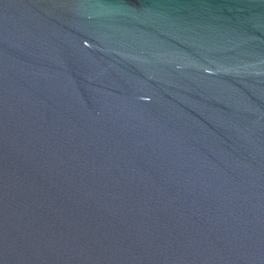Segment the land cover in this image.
<instances>
[{
	"label": "water",
	"instance_id": "water-1",
	"mask_svg": "<svg viewBox=\"0 0 264 264\" xmlns=\"http://www.w3.org/2000/svg\"><path fill=\"white\" fill-rule=\"evenodd\" d=\"M0 264H264V0H0Z\"/></svg>",
	"mask_w": 264,
	"mask_h": 264
}]
</instances>
